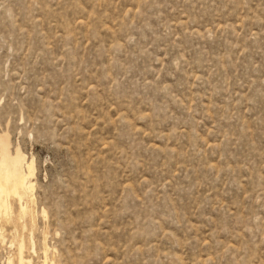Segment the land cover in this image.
<instances>
[{
  "label": "rangeland",
  "instance_id": "374dc122",
  "mask_svg": "<svg viewBox=\"0 0 264 264\" xmlns=\"http://www.w3.org/2000/svg\"><path fill=\"white\" fill-rule=\"evenodd\" d=\"M3 150L0 264H264V0H0Z\"/></svg>",
  "mask_w": 264,
  "mask_h": 264
},
{
  "label": "bare ground",
  "instance_id": "6f19581e",
  "mask_svg": "<svg viewBox=\"0 0 264 264\" xmlns=\"http://www.w3.org/2000/svg\"><path fill=\"white\" fill-rule=\"evenodd\" d=\"M34 170H35L34 163L28 162L27 158H24L23 156H21V154L20 155L18 154L17 156L15 155V157H13L9 155L5 150L0 152V213L4 219H6L9 222L12 221L15 224H18V226L21 225V222H20L21 220H18L20 222V225L19 223L15 221V218L13 215L14 214V203L18 202L20 204L21 212L23 215L25 216L27 215L26 217H28V214L31 215L32 210H33L31 206L35 204V199H34L35 184L31 181V178L34 175ZM43 214H45V211H43ZM16 219H18V217H16ZM24 219L26 221V218ZM25 224L24 226L22 225L23 227H21L24 231L28 229V227H26ZM23 234H26V233H23ZM17 240L19 239L17 238ZM20 240L21 242L20 244H18L19 246H17L19 248L18 254L16 252L17 259L15 260L14 258L13 259L11 258L9 260V264H15V261H16V264H32V261L26 259L24 256V250L26 249V246H27L26 240L23 238ZM27 241L29 242V240ZM14 244L16 245V243ZM44 246H45L44 248L45 249V261L43 262V264H50L48 260L49 259L48 258L49 248L46 245V243L45 245H43V247ZM52 264H55V263L53 262Z\"/></svg>",
  "mask_w": 264,
  "mask_h": 264
}]
</instances>
